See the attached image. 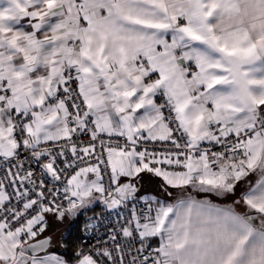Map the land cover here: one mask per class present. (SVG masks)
Segmentation results:
<instances>
[{"label":"snow or ice","instance_id":"snow-or-ice-1","mask_svg":"<svg viewBox=\"0 0 264 264\" xmlns=\"http://www.w3.org/2000/svg\"><path fill=\"white\" fill-rule=\"evenodd\" d=\"M0 264H264V0H0Z\"/></svg>","mask_w":264,"mask_h":264}]
</instances>
